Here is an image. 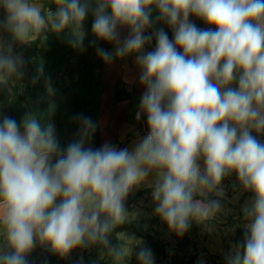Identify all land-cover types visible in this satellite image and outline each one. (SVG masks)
<instances>
[{
  "label": "clouds",
  "instance_id": "obj_1",
  "mask_svg": "<svg viewBox=\"0 0 264 264\" xmlns=\"http://www.w3.org/2000/svg\"><path fill=\"white\" fill-rule=\"evenodd\" d=\"M51 2L54 7L43 0H0L6 13L0 29L12 39L0 40V88L11 93L23 76L15 43L43 45L49 33L67 31L71 47L83 51L84 21L91 13L94 36L115 43L116 58L135 54L146 89L136 119L146 115L149 132L131 151L110 143L93 149L85 145L96 124L81 115L79 138L61 149L51 122L42 126L31 114L22 124L4 117L0 264H28L37 243L61 257L99 245L111 264H126L142 241L115 230L136 218L125 201L142 184L151 188L154 213L170 231L182 236L193 222L211 231L222 210L221 182L233 172L253 197L242 209L244 240L227 264H264V143L257 138L264 133V0ZM153 7L173 29V41L163 29L145 34L154 23ZM190 15L212 27L197 28ZM120 27L129 29L122 44ZM153 35L155 50L144 52ZM96 51L105 63L113 61V53ZM114 232L116 244L111 243ZM137 258L153 264L150 248L141 247Z\"/></svg>",
  "mask_w": 264,
  "mask_h": 264
},
{
  "label": "rangeland",
  "instance_id": "obj_2",
  "mask_svg": "<svg viewBox=\"0 0 264 264\" xmlns=\"http://www.w3.org/2000/svg\"><path fill=\"white\" fill-rule=\"evenodd\" d=\"M46 7H54L51 0H43ZM6 13L0 8V20ZM91 13L84 21V50L77 51L67 40V31L57 36L49 33L48 40L28 44L15 43L14 55L23 57V76L16 81L11 93L0 88V122L4 117H11L22 124L23 119L31 114L45 126L51 122L61 149L79 138V117H90L96 124V131L85 147L98 149L101 139L99 113L106 104L115 107L126 103L128 114H121L122 120L117 125L124 128L120 149L131 147L149 132L146 115L136 119L140 99L146 90L140 84V68L135 54L116 58L115 43L98 40L92 32ZM122 44L129 35L127 27L118 28ZM146 35L149 33L146 32ZM0 40L12 42L11 36L0 29ZM154 40L145 45L154 49ZM113 53L111 63H105L98 55L97 48ZM153 47V48H152ZM43 66V72L39 70ZM49 84L52 92H49ZM126 115V116H125ZM253 135H257L255 132ZM264 143V133L257 135ZM133 144V145H132ZM198 163L203 169L204 161ZM221 187L224 197L220 198L222 210L211 222V231L205 230L195 222L182 236L170 231L167 224L154 213L155 204L151 189L129 193L125 201L126 209L137 213L131 223H126L115 231L134 234L140 245L132 249L126 264H140L137 254L141 247L150 248L153 264H227V257L240 245L245 236L243 228V207L250 203L253 193L244 191L239 185L236 173L226 176ZM211 199H216L214 195ZM111 243L116 244L115 232ZM28 264H111L106 250L99 245L78 247L66 257L53 253L49 247L37 245L26 257Z\"/></svg>",
  "mask_w": 264,
  "mask_h": 264
},
{
  "label": "crops",
  "instance_id": "obj_3",
  "mask_svg": "<svg viewBox=\"0 0 264 264\" xmlns=\"http://www.w3.org/2000/svg\"><path fill=\"white\" fill-rule=\"evenodd\" d=\"M158 16H159L158 10L155 7H153L152 13H151V19L153 20L154 23H153L152 27L147 29V32L149 34H152L157 30L163 29V31H165L167 33L169 40L173 41L174 40L173 29L165 21L159 20ZM189 21L191 23H194L197 26V28H199V29H206V28L212 27V26L206 24L202 19H200L194 15L189 16ZM212 30H215V29L213 28ZM152 39L154 40V46H153L154 49L152 50L149 47H147L145 52L155 50L156 38L154 35H153ZM177 51L182 53V49H180V48H177ZM235 86L236 85L234 83L232 85V87H235ZM106 104L101 108L100 113H99L98 123H99V129H100V134H101L99 148H101L105 143H110L111 145H113L117 149H120V144L124 140V139H122V137L126 134L127 129L118 128L117 125L122 120L121 114H128V112H132V110L127 111V108H126L127 104L125 102L120 103L118 106L115 107L116 114L114 115V114H112V104H109V103H108V105H106ZM130 148L131 147H129V145H128V149H130ZM151 179H152V175L150 174L149 181H151ZM143 189H151V188L147 184H142L137 188H133V190L130 193H134V192H137L138 190H143Z\"/></svg>",
  "mask_w": 264,
  "mask_h": 264
}]
</instances>
